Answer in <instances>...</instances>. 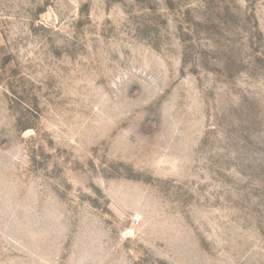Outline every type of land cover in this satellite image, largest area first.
Segmentation results:
<instances>
[{
    "label": "rangeland",
    "instance_id": "rangeland-1",
    "mask_svg": "<svg viewBox=\"0 0 264 264\" xmlns=\"http://www.w3.org/2000/svg\"><path fill=\"white\" fill-rule=\"evenodd\" d=\"M0 264H264V0H0Z\"/></svg>",
    "mask_w": 264,
    "mask_h": 264
}]
</instances>
